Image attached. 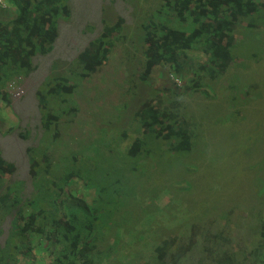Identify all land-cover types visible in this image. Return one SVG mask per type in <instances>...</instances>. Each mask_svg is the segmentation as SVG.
I'll return each instance as SVG.
<instances>
[{"label": "rangeland", "instance_id": "obj_1", "mask_svg": "<svg viewBox=\"0 0 264 264\" xmlns=\"http://www.w3.org/2000/svg\"><path fill=\"white\" fill-rule=\"evenodd\" d=\"M67 4L70 13L58 18L53 50L33 59L36 69L26 77V96L10 99L11 107L0 109V148L17 168L0 182V249L4 251L0 264H50L53 258L47 252H53L52 242L32 236L34 240L26 245L28 237L12 228L13 217L23 201H52L62 185L65 194L55 201L58 206L73 192L83 200L87 197L90 220L91 215L100 217L91 238L94 242L99 237L94 264H157L154 248L164 236L176 238L174 251L190 248L193 257H185L184 264H213L207 246L218 234L219 239L237 237L232 241L237 255L221 262L243 264L239 239L264 241L260 235L264 225V11L259 17H247L238 28L236 59L225 75L209 78L199 68L208 60L206 55L188 53L184 83L187 87L199 80L203 87L186 94L174 87L182 94L164 98L171 110L173 103L177 106L178 120L194 130L193 152L179 154L171 150V143L145 134L136 117L146 99L156 100L159 92L172 86L166 68H158L147 82L141 80L139 68L143 59L139 38L148 18L159 13L161 0H68ZM119 18L125 21L122 38L103 69L105 84L103 73L81 80L76 74L79 54ZM251 22L258 27L252 28ZM58 75L70 78L74 91L65 102L51 96L47 109L57 120L46 129L37 91ZM138 136L155 145L149 146L155 151L146 163H130L121 156ZM31 158L41 164L37 181L31 175ZM136 164V169L130 168ZM80 171L92 172L98 191L99 185L110 181L109 190L118 188L122 193L117 203L101 205L104 215L109 212L107 219L91 202L96 199L92 198L95 189L80 191L84 183L78 178ZM69 172L74 174L71 184H63ZM118 181L121 186L115 184ZM6 185L13 186L8 190ZM76 201L79 216L85 217L87 209ZM20 222L16 218L15 225ZM193 235L194 246L189 241ZM102 252L111 253L107 262Z\"/></svg>", "mask_w": 264, "mask_h": 264}, {"label": "trees", "instance_id": "obj_2", "mask_svg": "<svg viewBox=\"0 0 264 264\" xmlns=\"http://www.w3.org/2000/svg\"><path fill=\"white\" fill-rule=\"evenodd\" d=\"M6 1L11 6L9 7L12 10L11 15L15 18L0 22V102L3 101L4 104H0V109L9 105L11 107L6 89L8 82L12 79L22 82L24 78L31 75L36 69L33 63L34 57L38 54H48L53 50L58 36V18L70 13L68 0ZM262 11H264V0H161L159 13L148 18L144 26L145 33L139 38V42L143 43L141 47L143 59L139 68L143 70L141 75L143 82H147L148 77L152 76L158 68H166L172 86L164 92H159L156 100L148 98L138 107L136 117L145 134H155L160 141L171 143V150L179 154L193 152L194 130L187 128L186 124L178 120L177 114L174 113L177 106L173 103V110H171L164 98L168 95L180 96L182 93L186 94L203 87L199 80L190 82V86L187 87L184 83L183 67L187 64L189 52L204 53L208 59L204 65L199 66L201 70L197 67L196 71L208 73L207 76L211 79L225 75L236 59L234 50L238 45V28L247 17H259ZM124 23V19L119 18L115 24H107L101 36L91 41L79 54L77 59L79 71L75 70V72L81 80L103 73L104 80L101 83L105 84L107 72L103 69L110 59L112 49L122 38ZM249 25L252 28L258 27L257 22H251ZM194 73L197 75L196 72ZM196 77L200 78V75ZM178 81L182 84L177 83ZM174 87L180 88L179 92L182 93L175 92ZM73 91L70 78L61 75L52 77L37 91L40 106L44 108L43 123L46 129H50L57 120V117L47 109L51 96L57 95L61 97L62 102H65V96L71 95ZM149 146L155 145H150L144 137L138 136L129 143L128 153H122L121 156L130 160V163L132 161L146 163L148 157H152L155 151ZM109 150L111 154L114 153V149L109 148ZM143 155H146L145 159ZM137 164L131 165L130 168L136 169ZM16 169L14 163L8 162L3 157L0 148V182L4 183V179L13 175ZM41 171L40 161L31 158V175L34 181L39 180ZM90 174L92 175L91 171L87 175H83L81 171L78 173V178L84 180L82 187H79L82 188L80 191L95 189V185H98V181L90 177ZM73 176L74 174L69 172L63 184L68 182L71 184ZM111 183L109 181L108 185H99V191L95 189L94 195L92 194V198L96 196V199L91 201L93 205L96 204L94 208L98 212L102 211L103 215L105 209L101 205L117 203L120 199L119 194H122L117 191L118 188L110 191ZM119 183L118 181L115 184ZM11 186L13 185H6L8 190ZM58 190L59 195L57 194L52 201L41 202L40 198L23 201V205L16 210L12 228L20 229L21 233L28 237L26 245H30V240H34L32 236L37 239L38 236L43 237L48 242H52L49 245H53V252H47L53 258L50 264H94L97 251L95 242L99 237L96 236L94 242L91 238H94L100 217L91 215L90 220L87 197L83 200L79 194L77 196L73 192L69 197L70 200L58 206L55 201L65 194L63 185ZM75 198L77 203L87 209V212H84L85 217L79 216V211L73 202ZM6 199L5 196L4 200ZM19 202L17 200L15 204ZM108 214L109 212L102 218L107 219ZM16 218L18 221L21 220L19 224H23L15 225ZM261 228V234L264 236V225ZM193 238L194 235L189 239L192 245ZM176 245V238L169 239V236L158 240L154 248L157 256L153 263L169 264L166 259L173 256L169 259L170 264H184L183 259L188 257L191 250L187 246L185 250L174 251L173 247ZM109 251L112 253L114 248H110ZM3 252L0 249L2 257ZM111 253L102 252V255L107 257V260L103 258V261L107 262ZM189 257L193 256L190 254ZM0 260L3 262L4 258ZM221 261L219 264H223Z\"/></svg>", "mask_w": 264, "mask_h": 264}, {"label": "crops", "instance_id": "obj_3", "mask_svg": "<svg viewBox=\"0 0 264 264\" xmlns=\"http://www.w3.org/2000/svg\"><path fill=\"white\" fill-rule=\"evenodd\" d=\"M12 10L8 8H3L0 6V22L5 20H10L15 18V16L11 15ZM261 237L264 239V236L260 234ZM228 237V239H227ZM237 237H229L224 235L222 238L219 239V234L213 236L211 246H207L208 249H211L210 255H213L212 261L213 264H219L221 260L229 259L235 255L237 252L233 250L234 246L232 245V241L235 240ZM240 245L244 250L245 261L243 264H264V241L262 243H256L254 238H243L239 239ZM230 243L232 246H230ZM218 250V251H214ZM213 249V250H212ZM226 254L227 256H224ZM216 255V256H215ZM221 255H223L221 257ZM215 256V257H214ZM244 258H242L243 260ZM232 262V261H231ZM224 264V263H223Z\"/></svg>", "mask_w": 264, "mask_h": 264}, {"label": "clouds", "instance_id": "obj_4", "mask_svg": "<svg viewBox=\"0 0 264 264\" xmlns=\"http://www.w3.org/2000/svg\"><path fill=\"white\" fill-rule=\"evenodd\" d=\"M0 6L3 7V8H8V7H11L6 0H0ZM28 80L26 78H24L22 80V82H20V80L18 81H14V79L10 80L9 82H13V83H9L7 84V91H8V96H9V99H21L23 98L24 96H26L27 94V86H26V82ZM11 101V100H10ZM40 104V102H39ZM6 107V106H5ZM10 108V107H8ZM15 216L13 217V220H14ZM12 222V221H11Z\"/></svg>", "mask_w": 264, "mask_h": 264}, {"label": "built area", "instance_id": "obj_5", "mask_svg": "<svg viewBox=\"0 0 264 264\" xmlns=\"http://www.w3.org/2000/svg\"><path fill=\"white\" fill-rule=\"evenodd\" d=\"M177 83H179V84H182V83H181V82H179V81H178Z\"/></svg>", "mask_w": 264, "mask_h": 264}]
</instances>
